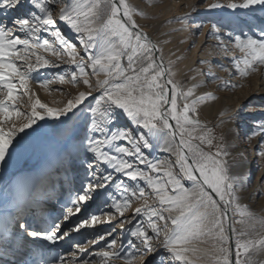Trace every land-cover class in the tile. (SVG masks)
Returning <instances> with one entry per match:
<instances>
[{"label": "snow or ice", "instance_id": "obj_1", "mask_svg": "<svg viewBox=\"0 0 264 264\" xmlns=\"http://www.w3.org/2000/svg\"><path fill=\"white\" fill-rule=\"evenodd\" d=\"M207 8L264 13V0H217ZM143 15L129 0H0V175L28 137L52 121L61 136L56 161L66 178L53 184L44 166L0 189V264H264L258 259L264 257V216L241 202L250 172H234V145L217 140L200 119V106L216 97L197 94L204 86L197 76L215 83L212 62H199L207 73L190 69L194 83L177 79L175 62L165 61L137 23ZM175 22L186 31L191 13ZM211 36L240 77L264 66V24L254 34L236 33L221 21L211 25ZM63 65L36 83L46 90L67 83L77 93L63 107L38 97L31 102L33 74ZM25 97L28 111L21 110ZM246 107L264 112V103ZM242 113L220 112L227 118L222 123L237 125V136ZM243 135L257 140L256 155L264 160V118L253 117ZM240 156L243 165L247 157ZM137 201L143 203L133 208ZM88 229L95 232L90 239L56 251Z\"/></svg>", "mask_w": 264, "mask_h": 264}, {"label": "rangeland", "instance_id": "obj_2", "mask_svg": "<svg viewBox=\"0 0 264 264\" xmlns=\"http://www.w3.org/2000/svg\"><path fill=\"white\" fill-rule=\"evenodd\" d=\"M129 2L144 13L143 16L136 17L137 23L152 32L155 38L151 37L162 50L165 61L172 60L175 62L174 71L181 65L185 66L182 71H176L178 73L177 79L186 84L194 83L195 81L190 80L193 75L190 69L197 68L207 73L209 71L208 66L199 62L201 60L212 62L211 71L219 78L215 83L207 75L197 76L198 81L204 82V86L198 90L197 94L210 93L216 97L215 101H208L200 106V119L202 124L213 130L217 140L223 136L229 144L234 145V147L229 148L231 152L229 163L236 164L239 162L242 159L240 156L241 151L245 148L246 143L249 144L248 150L250 151L245 153L248 170L239 171L236 167L234 172L239 174L250 172V176L247 177L245 187L240 194L241 202L248 205L249 209L257 216H264V160L256 155L257 140L253 139L249 142L243 135L248 130L253 117L255 119L264 118V112L259 110L252 112L246 107L249 104L264 103V66H258V71L251 73L246 78L240 77L235 73L230 58H225L220 50L215 47L216 41L211 36V25L221 21L224 24L225 31L254 34L255 29L264 24V13L258 11L251 13L245 10L232 12L227 8L209 10L207 5L217 2V0H129ZM219 2L227 3V0H219ZM193 7L196 9L195 11H193ZM186 13H191L192 23L188 25L190 29H188L186 35H182L180 29L183 28V25L175 21L177 17H181ZM169 21L173 22L169 23ZM194 24H202L203 27L194 28ZM68 35L72 36L71 33H68ZM195 54L194 61L186 65V62ZM236 55H240V53L237 51ZM177 57L183 59L176 62ZM219 65L228 67L229 71H223ZM67 67V65H63L59 69L42 70L39 74H33L34 80L30 87L35 96L31 102H34L38 97L42 103H46L49 107H63L67 100L77 93L78 89L67 83L60 84L56 82L46 90L39 87L36 80L51 78L53 74L61 72ZM222 81L237 86L221 87ZM24 100L25 103L21 110L28 111L31 102L26 97ZM236 105H238L236 109H243L242 114L244 116V121L239 123L240 136L236 135L237 125L227 122L222 123L221 121H226L227 118L220 116V112L235 110ZM20 122L17 121V123ZM40 123L44 124V122ZM245 123H248V127H245ZM28 131L31 132V130ZM60 140L61 136L52 121H49L37 133H33L28 137L24 162L18 168L8 169L7 172L0 175V189L7 183L15 181L19 173L35 175L44 166H50L53 184H57V182L64 183L66 178L63 174V167L56 161ZM154 155L161 159L168 158L167 153L155 152ZM57 170H59V175H57ZM78 171L82 176L83 170L78 169ZM73 176L74 173L69 171L67 179H72ZM76 186H79L78 179ZM141 203L143 202H135L133 208L140 206ZM149 203H151V200ZM54 207L59 210V205H54ZM95 208L96 205H93L89 212L94 211ZM87 214L84 213L85 216ZM113 226L116 228V232L119 233V226L115 223ZM235 226L237 229L241 227L238 223ZM96 228L100 231L107 230L106 225H97ZM257 230H260L259 225ZM82 232V235L73 234V239L67 243L61 242V246L56 251H67L73 242L82 241L85 238L90 239L95 234L92 229L82 230ZM258 259H264V257ZM115 264H123V261L118 260Z\"/></svg>", "mask_w": 264, "mask_h": 264}, {"label": "bare ground", "instance_id": "obj_3", "mask_svg": "<svg viewBox=\"0 0 264 264\" xmlns=\"http://www.w3.org/2000/svg\"><path fill=\"white\" fill-rule=\"evenodd\" d=\"M194 27V26H193ZM192 28V27H191ZM195 28V27H194ZM188 29H190V28H188L187 27V30L186 31H182V35H186V33H187V31H188ZM144 31H146L147 33H148V35H150V36H152V37H154V35L152 34V32L151 31H149L147 28H144ZM151 37V38H152ZM155 38V37H154ZM195 56H196V54L188 61V62H186V65H189V64H191L193 61H194V59H195ZM188 63V64H187ZM184 67L185 66H183V65H181L180 67H178L177 69H176V71H182L183 69H184ZM237 106L238 105H236L235 107H234V109H236L237 108ZM245 127H248V123H245ZM247 140V139H246ZM248 147H249V144H245V148L241 151V153H248L250 150H248ZM26 149L27 148H25L24 149V151L18 156V158H17V160H16V162L11 166V167H9L8 169L10 170V169H14V168H18L19 166H21L22 165V163L24 162V160H25V156H26ZM155 153V152H154ZM240 162V161H239ZM239 162H237L236 163V167H237V169L239 170V171H245V170H248V162L245 160L244 161V163H243V165H241ZM33 175V174H32ZM21 176H30L29 174H27V173H19L18 174V176L16 177V179H18V178H20ZM15 179V180H16Z\"/></svg>", "mask_w": 264, "mask_h": 264}, {"label": "water", "instance_id": "obj_4", "mask_svg": "<svg viewBox=\"0 0 264 264\" xmlns=\"http://www.w3.org/2000/svg\"><path fill=\"white\" fill-rule=\"evenodd\" d=\"M149 37L151 38V36L149 35ZM151 40L154 42V43H156L152 38H151Z\"/></svg>", "mask_w": 264, "mask_h": 264}]
</instances>
